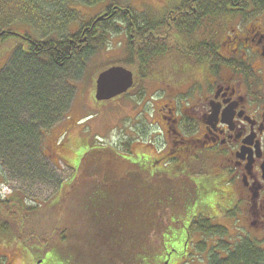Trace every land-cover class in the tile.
<instances>
[{
    "label": "flooded vegetation",
    "instance_id": "af4514ba",
    "mask_svg": "<svg viewBox=\"0 0 264 264\" xmlns=\"http://www.w3.org/2000/svg\"><path fill=\"white\" fill-rule=\"evenodd\" d=\"M106 9L81 29L97 36L108 21L126 59L146 57L138 73L125 65L127 95L140 98L142 135L153 125L159 140L150 155L123 138L110 149L151 178L187 180L176 184L189 197L175 218L184 228L170 236L163 264L225 261L244 245L264 251V0Z\"/></svg>",
    "mask_w": 264,
    "mask_h": 264
},
{
    "label": "trees",
    "instance_id": "16d2710c",
    "mask_svg": "<svg viewBox=\"0 0 264 264\" xmlns=\"http://www.w3.org/2000/svg\"><path fill=\"white\" fill-rule=\"evenodd\" d=\"M102 1L0 0V43L14 36L10 28L15 23L38 25L40 30L47 27L44 40L24 37L26 45L16 48L0 71V170L13 180L49 182L54 178L41 154L43 135L67 117L75 94L73 82L81 79L109 31H115L107 21L99 27L97 36L93 32L87 35L84 29L65 36L64 28L72 15L69 7L71 2L94 5ZM58 18L60 29H56ZM53 32L59 35L52 39ZM84 36L89 43L80 45L78 40ZM140 52L131 54L124 65L134 63L135 72L144 68L146 57ZM85 153L88 161L83 167L89 169L83 172L82 168L77 177L80 180L74 182L60 203L62 212L64 203L65 212L75 219L68 220L63 212L61 248L60 244L52 245L44 253L50 255L40 264H163L167 243L173 240L170 236L182 233L184 228L180 218H175L180 217L189 197L176 184L187 180L171 179L173 184L161 187L142 181L145 174L109 148L93 146ZM15 200L8 207V200L0 198V209L4 208L9 216L15 215L14 209L24 211L21 202ZM176 204L179 212L173 210ZM166 211L171 219L161 227L159 217ZM0 230L7 228L1 225ZM217 260L213 259L212 264H264V251L244 245L228 260Z\"/></svg>",
    "mask_w": 264,
    "mask_h": 264
},
{
    "label": "rangeland",
    "instance_id": "374dc122",
    "mask_svg": "<svg viewBox=\"0 0 264 264\" xmlns=\"http://www.w3.org/2000/svg\"><path fill=\"white\" fill-rule=\"evenodd\" d=\"M144 1L155 3L157 0H104L94 5L71 2L69 8L72 10V15L63 34L69 36L79 32L82 26L91 23L107 6L116 5L121 8L131 6L138 9ZM51 10L53 9L51 8ZM57 21L59 22L56 24V29H60L62 27L61 19L58 18ZM39 28L38 25L22 22L15 23L10 28V31L17 36H10L0 43V71L7 64L12 52L16 48L26 45L24 37L28 36L39 41L46 38L47 27H42L41 30ZM57 35L59 34L53 32L52 39ZM108 38L102 43L103 46H100L101 48L93 53L81 79L73 82L75 94L67 117L46 130L43 135L41 154L47 160L54 178L49 182L13 180L8 174L5 173V175L0 171L2 200H8L7 206L9 207L10 203L12 201L15 203L14 200L16 199L21 202L23 208L31 209L30 211L14 209L12 214L15 215L13 216H9L4 208L0 209V226L3 225L7 228V231L0 230V260L3 264L44 263L50 255L48 252L44 256V253L50 250L52 245L60 244L63 212L64 217H67L68 220L75 219H70L73 215L65 212L64 203L62 204V212L60 203L74 182L80 180L77 177L81 174L82 168L83 172L89 169L83 167L88 161L84 150L87 152L93 146L100 147L102 150L110 149V146L116 143L115 141L123 138L132 146L135 145L138 154L150 155L148 144L159 141L158 136L154 133L156 129L153 125L145 129L146 133L142 135L140 129L145 126L143 116L140 115L142 107L140 98L135 96L134 91L129 92V95L119 96L106 102H97L94 98L97 75L110 66L126 68L124 63L128 60L124 53V44L121 43V38L118 36L113 39ZM128 65H132L133 70L137 69L134 63ZM147 114L149 115V113ZM154 120L155 118L150 119L148 117L146 124H150ZM145 145L146 148L140 149ZM99 152L104 153L103 151ZM2 174L3 178L1 177ZM141 180L155 182L161 187L163 184L169 186L174 182L169 178H159L158 176L151 178L149 175H145L144 178L141 177ZM59 183H61V188ZM73 206L77 209L75 202ZM178 208L180 207L176 204L173 210L177 212ZM161 215L158 223L161 227L167 226L169 219H171L170 213L166 211L162 212ZM68 225L72 226V223ZM65 229L69 235L71 233L70 228L66 225ZM77 241L79 244L82 243L80 239ZM69 242L72 243L73 241ZM64 246L63 244L62 247ZM59 248H61V244Z\"/></svg>",
    "mask_w": 264,
    "mask_h": 264
},
{
    "label": "water",
    "instance_id": "95a60500",
    "mask_svg": "<svg viewBox=\"0 0 264 264\" xmlns=\"http://www.w3.org/2000/svg\"><path fill=\"white\" fill-rule=\"evenodd\" d=\"M132 74L122 67H110L95 80L97 102H106L126 93L132 86Z\"/></svg>",
    "mask_w": 264,
    "mask_h": 264
},
{
    "label": "bare ground",
    "instance_id": "6f19581e",
    "mask_svg": "<svg viewBox=\"0 0 264 264\" xmlns=\"http://www.w3.org/2000/svg\"><path fill=\"white\" fill-rule=\"evenodd\" d=\"M122 144V143H121ZM125 145V144H122V146Z\"/></svg>",
    "mask_w": 264,
    "mask_h": 264
}]
</instances>
